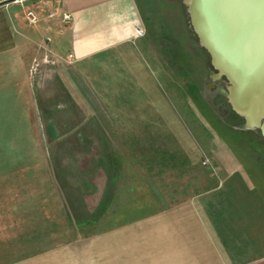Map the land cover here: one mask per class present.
<instances>
[{
    "label": "rangeland",
    "instance_id": "rangeland-1",
    "mask_svg": "<svg viewBox=\"0 0 264 264\" xmlns=\"http://www.w3.org/2000/svg\"><path fill=\"white\" fill-rule=\"evenodd\" d=\"M193 44L194 52L181 48L179 54L165 42L156 51H140L142 61L164 62L143 67L157 85L152 98L137 82V67L115 56L73 61L42 50L29 60L27 114L0 115V213L5 217L0 248L10 240L11 223L35 218L38 207L18 204L16 194L27 184L36 187L46 172L64 202L90 203L91 188H145L150 213L184 195L214 190L219 195L229 187L228 194L246 206H264V140L231 112L224 78L212 79L208 55L195 36ZM15 70L11 64L5 68L3 86L9 88L0 93L5 98L0 95V106H9V93L15 92L8 84Z\"/></svg>",
    "mask_w": 264,
    "mask_h": 264
},
{
    "label": "crops",
    "instance_id": "crops-1",
    "mask_svg": "<svg viewBox=\"0 0 264 264\" xmlns=\"http://www.w3.org/2000/svg\"><path fill=\"white\" fill-rule=\"evenodd\" d=\"M185 5L184 0H0L1 94L8 87L3 86L5 68L16 67L8 81L15 92L9 93V106H0V115L27 114V66L42 50L73 61L115 56L137 67V82L151 92L149 98L157 96V85L143 67L164 62L142 61L140 51H156L162 42L178 54L181 48L195 51ZM184 64L189 74V60ZM44 174L36 187L27 184L16 194L18 204L33 202L38 208L35 218L7 227L10 240L0 248V264H264L259 213L264 206H246L228 194L229 187L220 196L215 190L184 195L147 213L145 188H91L90 203L64 202L57 199L51 173ZM4 218L0 213L1 233Z\"/></svg>",
    "mask_w": 264,
    "mask_h": 264
},
{
    "label": "water",
    "instance_id": "water-1",
    "mask_svg": "<svg viewBox=\"0 0 264 264\" xmlns=\"http://www.w3.org/2000/svg\"><path fill=\"white\" fill-rule=\"evenodd\" d=\"M188 24L208 55L225 101L264 140V0H184Z\"/></svg>",
    "mask_w": 264,
    "mask_h": 264
},
{
    "label": "built area",
    "instance_id": "built-area-1",
    "mask_svg": "<svg viewBox=\"0 0 264 264\" xmlns=\"http://www.w3.org/2000/svg\"><path fill=\"white\" fill-rule=\"evenodd\" d=\"M27 16L29 17V21H34L35 18L30 12L27 13Z\"/></svg>",
    "mask_w": 264,
    "mask_h": 264
},
{
    "label": "trees",
    "instance_id": "trees-1",
    "mask_svg": "<svg viewBox=\"0 0 264 264\" xmlns=\"http://www.w3.org/2000/svg\"><path fill=\"white\" fill-rule=\"evenodd\" d=\"M190 28V27H189Z\"/></svg>",
    "mask_w": 264,
    "mask_h": 264
}]
</instances>
